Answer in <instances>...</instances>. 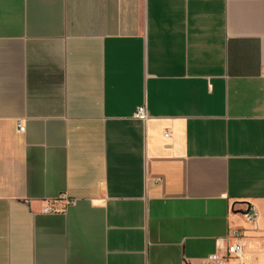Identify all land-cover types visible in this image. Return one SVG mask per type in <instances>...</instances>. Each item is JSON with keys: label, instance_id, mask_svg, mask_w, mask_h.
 I'll list each match as a JSON object with an SVG mask.
<instances>
[{"label": "crops", "instance_id": "obj_1", "mask_svg": "<svg viewBox=\"0 0 264 264\" xmlns=\"http://www.w3.org/2000/svg\"><path fill=\"white\" fill-rule=\"evenodd\" d=\"M236 230L264 264V0H0V264H209Z\"/></svg>", "mask_w": 264, "mask_h": 264}, {"label": "built area", "instance_id": "obj_2", "mask_svg": "<svg viewBox=\"0 0 264 264\" xmlns=\"http://www.w3.org/2000/svg\"><path fill=\"white\" fill-rule=\"evenodd\" d=\"M147 111L145 106H141L136 111L134 118L137 120L145 121L147 119ZM19 131L24 132L25 127L19 124ZM57 210L53 207H47L43 210L44 214L56 213ZM246 219L253 223L256 219V212L250 208L245 214ZM243 233L239 230L232 232L231 238L234 242L228 246L227 251L224 255L214 254L208 258L209 264H227L232 259H241L244 253V246L241 243L243 239Z\"/></svg>", "mask_w": 264, "mask_h": 264}]
</instances>
